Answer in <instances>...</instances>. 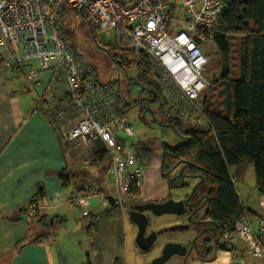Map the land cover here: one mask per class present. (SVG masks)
Listing matches in <instances>:
<instances>
[{
	"label": "crops",
	"instance_id": "1",
	"mask_svg": "<svg viewBox=\"0 0 264 264\" xmlns=\"http://www.w3.org/2000/svg\"><path fill=\"white\" fill-rule=\"evenodd\" d=\"M2 58L0 55V264H114L118 257L128 264L125 244L132 234L129 224L135 228L126 219L129 206L137 201L163 202L170 191L167 184L171 178L177 176V183L184 182V177L178 176L182 168L174 174L172 171L178 163L175 164L170 169L173 177L169 174L165 178L162 158L161 175L158 170L149 171L147 163L142 162L148 168L142 177L139 196H127L124 212L104 215L113 204L110 200L102 202L91 192L96 190L109 197L113 191L114 182L108 185L105 176L108 173L112 176L110 154L95 156L92 149L100 150V139L87 145L75 140L64 149L54 124L58 125L61 118L65 119L62 123L71 124L81 119V112L74 104H62L68 94L66 90H58L64 84V74L47 71L43 89L38 91L39 85L34 86L27 77V66L10 69ZM33 64L38 66L37 61ZM49 84H55L53 96L47 90ZM29 86L36 90L35 94H27V89L31 90ZM202 99L203 96L201 108ZM58 114L60 118L55 119ZM65 169L69 185L64 184L59 174ZM230 173L243 205V215L249 216L253 229L259 232L260 220L264 219V192L256 186L254 166L249 162L232 165ZM84 194L89 195L88 213L75 198ZM200 195L208 197L207 185ZM33 199L39 208L37 216L30 220L25 211ZM220 240H223L221 244L213 243L204 253L196 254L192 264H264V257L256 256L244 240L233 250L225 246L223 233Z\"/></svg>",
	"mask_w": 264,
	"mask_h": 264
},
{
	"label": "built area",
	"instance_id": "2",
	"mask_svg": "<svg viewBox=\"0 0 264 264\" xmlns=\"http://www.w3.org/2000/svg\"><path fill=\"white\" fill-rule=\"evenodd\" d=\"M171 1L185 9L183 15L174 17ZM63 6L80 11L98 32L113 31L118 48L145 54L170 99L168 113L179 114L185 120L192 118L206 127L209 122L202 114L200 96L209 84L202 73L209 57L202 45L208 35H213L223 0H0V55L5 65L10 69L27 66V77L34 86L43 83L47 71L64 74V84L58 90L68 94L62 104H74L81 119L73 124L61 123L58 132L61 137L83 145L101 140L111 156L109 169L114 189L109 195L124 212L132 185H141L148 167L139 162L133 143L118 141L119 132L134 135L127 116L114 109L119 89L98 82L94 73L83 89L89 70L57 26V15ZM54 86H47L52 96ZM91 195L108 203V194L93 190ZM75 198L88 213L89 195ZM38 208L37 200H31L25 211L28 219L37 216ZM259 227L260 231L255 232L247 214L224 225L225 246L233 250L244 240L256 256L264 257V219Z\"/></svg>",
	"mask_w": 264,
	"mask_h": 264
},
{
	"label": "trees",
	"instance_id": "3",
	"mask_svg": "<svg viewBox=\"0 0 264 264\" xmlns=\"http://www.w3.org/2000/svg\"><path fill=\"white\" fill-rule=\"evenodd\" d=\"M73 11L76 10L63 6L56 21H65ZM89 26L94 33L97 32L94 26ZM63 36L65 37L64 34ZM207 39H213L217 43L225 56L227 68L221 79L211 81L205 89L216 91L202 99V114L209 122L206 127L193 120H185L179 114L168 113L169 100L145 54L124 51L114 42L103 45V49L126 69L136 65L137 76L135 81L130 78V82L140 84L144 93L143 97L139 95L132 103H127L121 89L114 108L124 112L127 108L139 106V115L145 118L144 112L157 104L162 119L155 121L162 125L173 123L172 126L184 138L176 146L165 145V152L161 157L163 176L168 178L170 169L179 162L184 166V173L188 170L197 175L201 179L199 183L209 188V195L205 200L206 216L223 228L243 217V205L230 173V166L252 163L256 186L264 192V0H223V9L217 18L213 35H208ZM233 42L238 43L236 78L231 77L230 68ZM93 73L100 82L97 73L89 70L84 78L83 89ZM64 121L61 118L58 125L54 123L57 131ZM59 137L64 149L74 141L67 140L60 134ZM118 141L126 142L122 136L118 137ZM153 143L150 138L133 142L140 162L148 164L155 157ZM98 145L99 151L92 149L95 156H109L104 144L101 142ZM59 174L64 184L69 185L66 169ZM178 178H171L169 186L173 187ZM139 193L140 186L133 184L128 197L134 198ZM115 212H122L117 203L103 214L112 215ZM114 264H125V261L118 257Z\"/></svg>",
	"mask_w": 264,
	"mask_h": 264
},
{
	"label": "rangeland",
	"instance_id": "4",
	"mask_svg": "<svg viewBox=\"0 0 264 264\" xmlns=\"http://www.w3.org/2000/svg\"><path fill=\"white\" fill-rule=\"evenodd\" d=\"M171 7L174 9L173 15L181 16L184 14L185 9L178 4L177 1H171ZM57 26L62 29L63 34L66 37V41L71 45L75 51H77L81 56V62L84 63L85 68L92 72H96L98 80L102 83H108L116 86L119 90H123L125 102H133L135 98L139 95L143 97V92L140 84L131 83L130 78L135 81L137 76L138 69L136 65H132L129 69L122 67L117 63L108 53L103 49V45H109L111 42H114V33L113 31L107 32H93L90 28L85 16L80 11H73L65 21H57ZM170 33H173L172 31ZM205 53L211 52L208 56L209 62L203 67L202 73L208 80L209 84L203 89L200 101L202 96L211 95L215 93V90H205L211 84V81L221 79L222 75L225 73V56L223 52L219 49L217 43L213 39H207L203 46ZM236 49L238 50V43H232V55L230 60L231 68V77L236 78L238 73V61ZM236 65L237 67H234ZM236 68V70H235ZM49 76L50 73H47ZM96 76V74H94ZM44 83V82H43ZM213 86V85H212ZM211 86V87H212ZM31 90L27 89V94H35L36 90L29 86ZM43 89V85L37 87L38 91ZM164 93V92H163ZM167 96V95H166ZM29 97V96H28ZM146 97V95H144ZM205 98V97H204ZM155 113L153 114V111ZM124 114L127 116L129 123L134 129V135L127 136L124 132H121V135L124 141L133 143L144 138H150L154 143V148L156 150L155 157L147 164L150 167L149 171L155 172L159 171L160 175V160L161 154L164 153L165 145L164 142H167L170 146H176L181 143L184 138L176 131L173 123H164L163 125L155 119H162L160 113L157 109V104H154L151 107V110H146L144 112L145 118L139 115V106H132L124 110ZM184 119V118H183ZM188 120H192L189 118ZM89 151H86L88 156ZM90 159V157H88ZM87 168L91 169L92 166ZM253 168V167H252ZM188 171V170H187ZM186 171V172H187ZM189 172V171H188ZM172 173H170L171 175ZM174 175V174H173ZM173 175H171L173 177ZM188 175V174H187ZM108 185H113L114 180L113 175L110 173L105 174ZM191 181V182H190ZM196 181H200V178H196ZM182 182V181H180ZM189 182V183H188ZM193 180L189 176L184 178V182L177 183L173 187H169V194L172 195L174 199L184 198L193 190ZM185 183V184H184ZM204 193V185L201 184L197 188L196 194ZM130 201V200H129ZM128 201V202H129ZM201 215H196L195 218L200 219ZM152 223L150 228H165L176 224H183L185 218L180 214L164 213L161 215H154L151 217ZM128 223H130L129 216L126 215ZM132 223V222H131ZM130 225L132 232L131 235H128V241L125 244V256L128 264H152L153 259L160 255L163 249V246L167 242H186L191 241L196 235L193 228L182 230V231H169L163 232L161 235H158L157 240L154 246L148 251L143 252L138 245L136 246V235H137V226ZM135 242V243H134ZM142 253H145L142 255ZM178 259L177 256H174L166 264H174V261Z\"/></svg>",
	"mask_w": 264,
	"mask_h": 264
},
{
	"label": "water",
	"instance_id": "5",
	"mask_svg": "<svg viewBox=\"0 0 264 264\" xmlns=\"http://www.w3.org/2000/svg\"><path fill=\"white\" fill-rule=\"evenodd\" d=\"M196 176L192 175V177ZM109 200L111 204H115V199L112 195H109ZM185 209V200H175L173 198L163 202L147 201L145 203L131 205L128 210V215L130 220L137 226L136 243L138 247L144 252L148 251L154 246L159 234L168 231L187 230L190 227L189 224H176L159 230H153L149 234H146L149 223L147 210L151 211L154 215H161L164 213L181 214ZM205 231L206 229L203 232ZM191 250L192 248H188L184 242H167L163 246L161 254L153 259L152 264H166L174 255L188 256ZM197 254H200L198 248Z\"/></svg>",
	"mask_w": 264,
	"mask_h": 264
},
{
	"label": "flooded vegetation",
	"instance_id": "6",
	"mask_svg": "<svg viewBox=\"0 0 264 264\" xmlns=\"http://www.w3.org/2000/svg\"><path fill=\"white\" fill-rule=\"evenodd\" d=\"M180 168H182L181 176H183L184 178L189 176L190 179H192L194 181L193 182L194 186L192 188L193 190H191V192L189 194H187L186 197L179 199V200H181V199L185 200V203H186V209L180 215H183L185 218V221L183 224H189L190 225L189 229L193 228L195 230L196 236L193 239H191V241L184 242L187 244L188 248H192L190 254L188 256L174 255V256L178 257V259H176V261H174V264H192L193 258L197 254V248L199 249V251L204 253V250H207V247L211 248L213 243H216L218 245V244H221L223 242V240L222 241L220 240V235L222 237L223 228H222V226L220 227L219 224L213 223L212 219L206 216L207 208H204V205L206 203L205 199H207V198L205 197V195L196 194V190L198 187H200L201 184L199 183L200 181L199 182L196 181V177H192V175H195V174L192 172L184 173V166L180 162L176 165V167L173 169L172 172L174 174H177ZM170 173L171 172H169V174ZM170 198H172V195L168 193V195L162 201H166ZM139 202L144 203L145 201H139ZM156 202H159V201H156ZM135 203H138V201ZM146 212L149 216L148 217L149 223L147 226L146 234H149L151 231L159 230L160 228H158V229L150 228L149 229V227L152 223L151 217L153 216V213L149 210H147ZM196 215H201L200 219L195 218ZM205 229H206V231L203 232ZM159 235H161V234H159ZM212 238H213V240H212Z\"/></svg>",
	"mask_w": 264,
	"mask_h": 264
},
{
	"label": "clouds",
	"instance_id": "7",
	"mask_svg": "<svg viewBox=\"0 0 264 264\" xmlns=\"http://www.w3.org/2000/svg\"><path fill=\"white\" fill-rule=\"evenodd\" d=\"M126 210H127V206H126Z\"/></svg>",
	"mask_w": 264,
	"mask_h": 264
}]
</instances>
